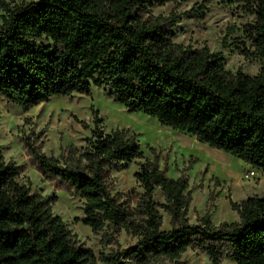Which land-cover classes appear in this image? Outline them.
Segmentation results:
<instances>
[{"label":"trees","instance_id":"obj_1","mask_svg":"<svg viewBox=\"0 0 264 264\" xmlns=\"http://www.w3.org/2000/svg\"><path fill=\"white\" fill-rule=\"evenodd\" d=\"M205 0L186 16L203 17ZM237 16L221 46L257 59L258 72L225 68L220 52L173 41L176 18L152 15L153 6L176 0H0V97L25 111L55 95L89 94L106 87L129 112H143L161 125L194 136L264 173V0H220ZM79 160L62 162L24 143L42 176L83 199L79 221L106 235L124 230L136 238L120 251L101 253L103 264L177 261L199 248L214 264H264V197L235 202L238 220L214 225L208 216L190 224L187 178L165 176L157 157L144 156L125 130L104 132L100 118ZM143 158L135 172L142 192L131 207L112 194L107 166ZM21 168L0 148V264H97L53 214V197L18 182ZM160 188L170 216L164 230L154 201Z\"/></svg>","mask_w":264,"mask_h":264},{"label":"rangeland","instance_id":"obj_2","mask_svg":"<svg viewBox=\"0 0 264 264\" xmlns=\"http://www.w3.org/2000/svg\"><path fill=\"white\" fill-rule=\"evenodd\" d=\"M204 1L176 0L153 6L150 14H179L172 28L174 42L193 48L207 45L212 53L222 54L227 70L235 72L241 69L245 74H256L260 68L257 59H246L238 51L221 46L227 26L239 24L247 17L237 16L220 0L207 2L202 18L184 14ZM6 2L13 7L20 0ZM1 14L5 15V11L0 9ZM95 118L101 119L98 127L104 132L119 129L125 130L127 136L134 135L145 157H157L165 176L177 178L183 175L187 178L191 195L187 211L190 224L198 223L204 216H208L216 226L237 221L238 214L231 208L230 200L239 202L252 195L264 197V173L261 170L199 142L189 133L161 125L143 112L127 111L106 87L93 86L89 94L55 95L28 111L0 97V148L4 160L20 166L19 183L28 186L33 193L55 199L51 205L53 214L65 222L79 244L93 251L97 264H103L99 260L101 253L120 251L133 245L136 238L124 230L112 236L103 231L95 233L81 223L83 199L62 188L55 180L44 178L31 162L24 143L28 137L39 151L61 162L66 158L79 160L87 149ZM143 161V158H135L127 163L107 166L112 194L131 207L136 205V199L142 192L135 172ZM250 169L254 170L253 175H248ZM154 201L162 217L161 228L167 230L170 228V216L161 206L164 197L160 188L154 191ZM151 264L214 263L199 248H188L177 261L160 258ZM218 264H234V261L224 256Z\"/></svg>","mask_w":264,"mask_h":264},{"label":"built area","instance_id":"obj_3","mask_svg":"<svg viewBox=\"0 0 264 264\" xmlns=\"http://www.w3.org/2000/svg\"><path fill=\"white\" fill-rule=\"evenodd\" d=\"M253 174H254V170L253 169H250L248 175H253Z\"/></svg>","mask_w":264,"mask_h":264}]
</instances>
